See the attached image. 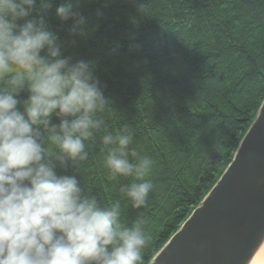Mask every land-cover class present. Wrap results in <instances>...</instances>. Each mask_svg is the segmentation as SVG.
<instances>
[{
	"label": "trees",
	"instance_id": "1",
	"mask_svg": "<svg viewBox=\"0 0 264 264\" xmlns=\"http://www.w3.org/2000/svg\"><path fill=\"white\" fill-rule=\"evenodd\" d=\"M49 2L44 10L37 0L24 19L42 16L62 56L89 62L110 101L80 170L56 171L75 175L102 205L120 199L122 223L143 217L151 240L141 264H150L230 164L264 100V0ZM62 5L84 22L60 20ZM27 96L24 90L17 98ZM125 127L130 150L154 161L146 178L155 187L139 209L119 192L133 178L112 179L104 163L102 136Z\"/></svg>",
	"mask_w": 264,
	"mask_h": 264
},
{
	"label": "clouds",
	"instance_id": "2",
	"mask_svg": "<svg viewBox=\"0 0 264 264\" xmlns=\"http://www.w3.org/2000/svg\"><path fill=\"white\" fill-rule=\"evenodd\" d=\"M36 2L0 0V264H141L151 240L145 219L122 223L120 199L102 205L84 194L75 175L56 171L58 165L80 170L110 101L89 62L62 56L42 16L24 19ZM40 3L51 7L49 0ZM57 16L78 18L76 25L85 19L63 5ZM132 141L126 127L102 136L111 178H133L119 192L139 209L155 187L146 178L154 161L130 150Z\"/></svg>",
	"mask_w": 264,
	"mask_h": 264
},
{
	"label": "water",
	"instance_id": "3",
	"mask_svg": "<svg viewBox=\"0 0 264 264\" xmlns=\"http://www.w3.org/2000/svg\"><path fill=\"white\" fill-rule=\"evenodd\" d=\"M264 248V100L218 181L150 264H253Z\"/></svg>",
	"mask_w": 264,
	"mask_h": 264
},
{
	"label": "bare ground",
	"instance_id": "4",
	"mask_svg": "<svg viewBox=\"0 0 264 264\" xmlns=\"http://www.w3.org/2000/svg\"><path fill=\"white\" fill-rule=\"evenodd\" d=\"M253 264H264V248L260 252V254L257 256V258Z\"/></svg>",
	"mask_w": 264,
	"mask_h": 264
},
{
	"label": "rangeland",
	"instance_id": "5",
	"mask_svg": "<svg viewBox=\"0 0 264 264\" xmlns=\"http://www.w3.org/2000/svg\"><path fill=\"white\" fill-rule=\"evenodd\" d=\"M16 70H18V66H13V67L10 69V71H16Z\"/></svg>",
	"mask_w": 264,
	"mask_h": 264
}]
</instances>
